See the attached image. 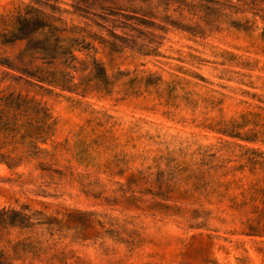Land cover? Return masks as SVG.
<instances>
[{"label": "rangeland", "instance_id": "374dc122", "mask_svg": "<svg viewBox=\"0 0 264 264\" xmlns=\"http://www.w3.org/2000/svg\"><path fill=\"white\" fill-rule=\"evenodd\" d=\"M2 108L0 264H264V0H0Z\"/></svg>", "mask_w": 264, "mask_h": 264}, {"label": "trees", "instance_id": "16d2710c", "mask_svg": "<svg viewBox=\"0 0 264 264\" xmlns=\"http://www.w3.org/2000/svg\"><path fill=\"white\" fill-rule=\"evenodd\" d=\"M3 99H10L9 96ZM25 123L17 124L15 117L8 116L5 109H0V132H3V137H0V161L4 162L9 167L19 164L25 157L24 153L19 150L18 145L24 143V139L29 135V127L32 126L31 121H28L25 127V132L19 134V128L23 127ZM38 128V127H37ZM19 134V140H15L16 135Z\"/></svg>", "mask_w": 264, "mask_h": 264}]
</instances>
